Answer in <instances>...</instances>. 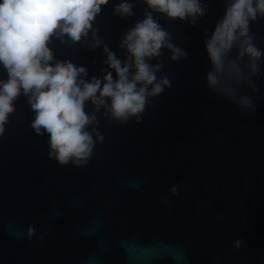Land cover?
<instances>
[{"label":"water","instance_id":"1","mask_svg":"<svg viewBox=\"0 0 264 264\" xmlns=\"http://www.w3.org/2000/svg\"><path fill=\"white\" fill-rule=\"evenodd\" d=\"M120 2L108 0L93 24L103 44L53 38L56 60L84 67L86 81L108 71L115 78L103 47L123 61L119 42L148 10L130 0L134 14L121 18L113 13ZM205 2L208 14L195 25L154 14L187 58L171 62L162 50L156 75L167 74L172 86L150 98L139 123L97 113L103 140L85 165L50 159L49 135L30 127L27 97L15 101L0 134V264H264V56L257 91L239 89L254 109L241 111L210 90L203 33L225 4ZM250 27L264 50V19Z\"/></svg>","mask_w":264,"mask_h":264},{"label":"clouds","instance_id":"2","mask_svg":"<svg viewBox=\"0 0 264 264\" xmlns=\"http://www.w3.org/2000/svg\"><path fill=\"white\" fill-rule=\"evenodd\" d=\"M107 3L0 0V65L7 73V79L0 80V134L15 111V101L21 95L27 97L34 112L30 127L37 135H49V158L60 166L87 163L96 143L103 140L95 127L101 109L110 121L125 124L135 118L139 123L150 98L172 86L167 74L159 78L156 75L163 67L162 50L171 53V62L186 59L188 54L172 42V34L154 14L189 25L208 14L205 0H143L148 10L119 42L124 50L123 61L107 45L103 47L107 57L103 64L115 72V78L108 71L101 78L93 76L86 81L87 70L70 59L56 60L50 45L53 38L62 43L82 42L91 48L103 44L93 24ZM224 4V13L210 35L207 29L203 33L209 60L205 81L210 90L247 111L254 109L255 102L239 94V89L246 85L257 91L253 77L260 75L264 50L257 47L250 26L264 19V0H224ZM133 7L130 0H121L113 13L131 17ZM153 60L155 64L150 63ZM88 102L93 106L91 112L86 111ZM178 187L169 191L177 195ZM34 234L30 229L29 237ZM241 244L242 240L234 241L235 248Z\"/></svg>","mask_w":264,"mask_h":264}]
</instances>
